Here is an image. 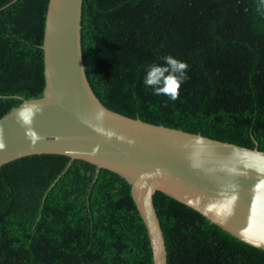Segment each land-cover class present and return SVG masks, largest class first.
<instances>
[{
    "label": "trees",
    "instance_id": "16d2710c",
    "mask_svg": "<svg viewBox=\"0 0 264 264\" xmlns=\"http://www.w3.org/2000/svg\"><path fill=\"white\" fill-rule=\"evenodd\" d=\"M47 0H0V115L43 87ZM86 78L108 108L264 150V0H81ZM171 55L178 98L144 84ZM166 264H264L247 243L155 190ZM0 264H151L144 224L114 171L54 152L0 164Z\"/></svg>",
    "mask_w": 264,
    "mask_h": 264
},
{
    "label": "water",
    "instance_id": "95a60500",
    "mask_svg": "<svg viewBox=\"0 0 264 264\" xmlns=\"http://www.w3.org/2000/svg\"><path fill=\"white\" fill-rule=\"evenodd\" d=\"M81 0H47L43 87L0 115V164L54 152L117 173L148 237L151 264H166L152 194L190 206L231 235L264 248V150L129 116L105 106L84 72ZM24 110L20 114V110Z\"/></svg>",
    "mask_w": 264,
    "mask_h": 264
},
{
    "label": "clouds",
    "instance_id": "9594fccd",
    "mask_svg": "<svg viewBox=\"0 0 264 264\" xmlns=\"http://www.w3.org/2000/svg\"><path fill=\"white\" fill-rule=\"evenodd\" d=\"M163 59L165 61L163 66L152 64L147 67L144 84L153 88L154 94L167 95L175 100L178 98L181 83L186 79L188 65L171 55ZM23 111L20 110L21 115ZM3 147V143H0V149Z\"/></svg>",
    "mask_w": 264,
    "mask_h": 264
}]
</instances>
